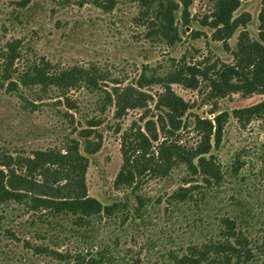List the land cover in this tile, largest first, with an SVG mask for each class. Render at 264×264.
<instances>
[{
    "label": "rangeland",
    "instance_id": "obj_1",
    "mask_svg": "<svg viewBox=\"0 0 264 264\" xmlns=\"http://www.w3.org/2000/svg\"><path fill=\"white\" fill-rule=\"evenodd\" d=\"M22 1H27L24 6ZM63 1L0 0V65L6 45L19 40L23 60L15 62L18 72L30 62L46 61L54 70L77 68L97 75L96 88L82 83L69 91L66 96L76 107L70 109L57 91L41 94L18 85V91L10 92L6 90L8 82L0 78V159L31 157L35 151L49 149L64 153L66 140L75 139L80 154L87 159L84 182L88 196L102 205L127 200L135 206L137 194L147 202L145 221L128 219L121 225L120 218L101 219L90 232L77 234L66 219L61 222L62 232H45L37 214L11 205L3 213L0 211L4 215L0 220V264H85L82 259L99 249H105L107 257L113 258L111 264H168L169 251L181 255L187 246L205 242L216 234L224 217L235 218L244 234L255 241L252 247L258 253L256 264H261L264 258L256 246L261 243L264 229V113L238 121L231 111L264 101V94L239 91L217 96L212 81L222 65H238L233 53L242 32L249 41L264 45V29L260 31L258 20L264 0H237L232 16L244 18L246 23L239 24L227 39H223L224 32L218 36L206 24L212 18L216 0H191L190 24L183 27L180 11L176 13L180 40L171 46L146 37L148 28L137 21L142 10L137 1L117 0L109 12L96 7V0ZM174 66H184L183 84L139 81L141 75L161 77ZM15 79L16 74L11 80ZM115 87H131L144 97L139 99L137 93L123 97L119 117L115 116L113 103L105 104L102 112L104 92L111 94ZM171 94L182 99L187 110L176 131L162 133L169 111L162 103ZM221 112L228 113V117L221 143L217 149L212 146L210 154L220 165L225 180L210 194L202 211H194L190 205L170 204L169 197L178 189L194 184L205 187L209 183L196 177L193 184H187L184 181L188 173L183 166L171 167L167 176L149 177L140 169L135 194L131 192L133 186H114L122 166L124 136L133 139L140 131L149 138L150 153L155 155L165 139L194 148L200 142V134L193 129L194 119L213 122ZM93 118L99 122L89 130L88 121ZM148 127L156 141L148 135ZM97 135L98 150L86 154L84 138L96 142ZM171 158H175L173 151ZM236 159L241 168L237 177H231ZM140 161L141 158L137 163ZM24 169L17 171L24 175ZM34 177L40 180L37 174ZM40 192L38 188L33 190ZM37 246L64 258L36 251Z\"/></svg>",
    "mask_w": 264,
    "mask_h": 264
},
{
    "label": "trees",
    "instance_id": "obj_2",
    "mask_svg": "<svg viewBox=\"0 0 264 264\" xmlns=\"http://www.w3.org/2000/svg\"><path fill=\"white\" fill-rule=\"evenodd\" d=\"M56 1V0H52ZM64 0L63 2H65ZM137 1L142 7L139 13L140 24L148 28L147 38L160 40L168 46L179 41L178 26L176 23V13L180 11L182 26L190 24L188 7L191 0H131ZM27 1H22L24 6ZM117 0H96L95 5L104 12L111 11ZM238 7L237 0H216L215 10L212 18L206 24L215 29L218 34L224 32V38H229L237 26L245 25L246 19L233 18V12ZM259 29H264V6L260 11ZM23 51L20 41L9 42L1 52L0 78L7 81V91H18V85L25 89H36L38 93L46 94L51 90L57 91L64 100L68 108H76L75 104L66 96L69 91L76 89L84 83L88 88H96L95 74L77 68L68 70H54L50 63L46 61L30 62L21 72L14 67L17 60H23ZM238 60L237 66L222 65L216 71V79L212 81V90L217 96H224L228 92L246 91L264 94V45L254 41H249L245 33L240 34L237 51L233 53ZM147 68V67H146ZM193 70V69H191ZM184 66H174L163 76L151 75L146 77L141 75L139 81L143 84L166 83L183 84L186 80ZM16 74V79L11 80ZM235 80V81H234ZM188 86L191 83H187ZM169 90V89H168ZM137 93V94H136ZM127 94H136L139 99L143 98V93L136 92L131 87L123 89L115 87L112 93L104 92L101 111L105 104L113 103L116 107L115 116L119 117L123 108L121 104L123 97ZM19 97L22 98L21 94ZM141 97V98H140ZM168 108L166 119L168 124H162V133L176 131L180 125L181 118L187 110V104L179 97L171 94L164 98L163 103ZM31 106L33 104H30ZM264 113V101L250 107L231 111V115L239 120H249L253 116ZM64 117L67 113L63 114ZM228 117V113L217 114L213 122L208 119H194L193 129L200 134V142L194 148H186L175 143L163 140L157 148V154L150 153L151 145L149 138L138 131L131 139L128 135L122 138L121 153L122 166L118 172L114 186H125L137 188L141 180V172H147L149 177L161 175L167 176L168 171L173 166H183L188 173V179L184 182L193 184L196 177H201L205 182H209L205 187L201 185H190L182 187L174 192L170 198L171 205H190L194 211H202L209 202L210 194L216 187L223 184L225 178L220 165L211 155L212 146L217 149L221 143L223 126ZM95 118L88 121V128H94L98 124ZM148 135L156 141V135H152L150 128ZM84 132V130H82ZM84 138V137H83ZM65 151L45 150L35 151L31 157H10L1 156L0 159V211L3 213L11 205L22 206L26 211L37 214L39 223L49 230L62 229L61 222L69 219L75 226L74 232L86 233L93 229L101 219L109 221L120 218L122 225L128 219H137L144 222V211L146 200L135 194L136 205H130L126 201H117L109 205H102L98 200L89 197L84 182L87 159L79 152V142L75 139L66 140ZM213 144V145H212ZM100 146V136L97 141L92 142L84 138L83 149L86 154L95 153ZM175 153V158H171V152ZM137 154V155H135ZM135 155V156H134ZM141 158V161H137ZM24 167V175L17 171ZM241 164L236 159L232 165L231 177H237ZM40 178L38 181L34 176ZM38 188L40 194L33 193ZM133 207V208H131ZM4 215H0V220ZM242 223V222H241ZM216 234L210 235L205 242L193 244L186 247L185 253L177 255L168 252V264H256L258 261L255 241L244 234L239 228L235 218H221ZM82 230V231H81ZM261 243L256 246L259 254L264 258V229ZM36 251L52 253L62 259L64 256L56 251H48L42 247H35ZM105 249H99L89 257L83 258L85 264H111V256L107 257ZM129 264V263H128ZM133 264V263H130ZM261 264H264V260Z\"/></svg>",
    "mask_w": 264,
    "mask_h": 264
}]
</instances>
